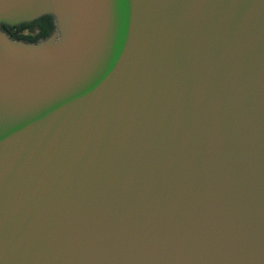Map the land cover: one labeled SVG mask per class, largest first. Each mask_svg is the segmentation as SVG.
I'll return each mask as SVG.
<instances>
[{
	"label": "water",
	"instance_id": "obj_1",
	"mask_svg": "<svg viewBox=\"0 0 264 264\" xmlns=\"http://www.w3.org/2000/svg\"><path fill=\"white\" fill-rule=\"evenodd\" d=\"M0 264H264V0H0Z\"/></svg>",
	"mask_w": 264,
	"mask_h": 264
},
{
	"label": "trees",
	"instance_id": "obj_2",
	"mask_svg": "<svg viewBox=\"0 0 264 264\" xmlns=\"http://www.w3.org/2000/svg\"><path fill=\"white\" fill-rule=\"evenodd\" d=\"M0 29L5 31L12 39L37 42L39 39L46 38L52 34L55 25L53 16L45 14L32 21L22 22L16 25L1 23Z\"/></svg>",
	"mask_w": 264,
	"mask_h": 264
}]
</instances>
